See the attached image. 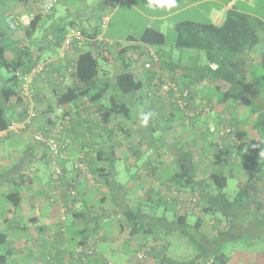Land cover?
<instances>
[{"label": "trees", "instance_id": "16d2710c", "mask_svg": "<svg viewBox=\"0 0 264 264\" xmlns=\"http://www.w3.org/2000/svg\"><path fill=\"white\" fill-rule=\"evenodd\" d=\"M13 1L25 5L35 2L36 0ZM101 1V3L108 4L107 0ZM141 1L150 5V0ZM181 1L182 0H176L175 6L171 7L160 6L163 0H151V3L155 5L154 7L162 8L165 11H171L175 9ZM38 6H34L33 9L28 12L34 14L28 24L18 25L14 31H10L7 28L10 33L7 37V42L4 41L5 36L2 34L4 37H2L3 39L0 41V68L4 67L8 71L9 76L1 79L0 75V131L4 130L10 123L22 118L26 111V102L18 91V82L14 76L16 70H29L36 62L46 58L43 57L44 52L50 53L47 55L48 57L57 51L69 27L80 28L89 38L95 39L98 37L95 28L91 27L90 29H86L79 26V20L82 19H68V21L63 19L62 22L57 21L56 23L54 22V24L51 23L45 28L47 22L53 18L54 9L50 14L42 15L37 10ZM58 20H60V18H58ZM173 29L176 34L174 45L177 49L200 51L203 52L205 57L204 65L191 69L192 75L193 73L198 72L197 75H193V82L198 84L200 82H205L208 86L205 98H197L194 96V90L189 86L193 83L186 84L184 83V79L179 80L175 77L174 72L166 68L167 65L163 62L161 57L164 72H166L178 86V89L189 88L191 92V102L188 103L186 108L190 110L192 108L195 109L204 102H207L212 107H210L212 110H216L217 106L225 107V104L230 102L237 104L238 101H248V97L245 95L246 91L249 89L250 80L248 54L251 50L256 51L261 37L259 31L251 25L246 15L230 11L226 14L224 20L220 24H214L211 22L199 23L187 20L177 22ZM39 31L42 32L40 37H38ZM38 38H40L39 41L37 40ZM42 40L43 43L41 44ZM129 40L131 42H141L152 46H160L165 43V35L159 29L148 26L143 30L139 38L130 37ZM109 48L110 47L105 44L104 40L100 42L95 41L93 45L88 43L86 49L80 53L78 58V84L62 91H57L56 88H53V91L51 92H40L41 95L39 94L38 97H36V100L40 103L41 114L43 116L51 115V117H47L48 123H55L58 120L56 110L59 108H62L67 114H70L71 119L69 124L65 127V130L62 133L66 138L70 137L71 139V136L77 135L79 139L82 138L85 140L89 138L92 133H96L94 131L96 127L100 129V131L104 130L102 133L103 135L105 134V138L109 140V143L107 144L109 146L108 148H104L97 145L95 149L98 153V157L106 156L108 161L113 160L112 158L115 156V149L121 144L120 142H118L119 144H114L115 142L113 138L116 136L115 130L121 132L126 138L131 135L132 128L123 125L122 121L124 119H133L135 113L134 103L143 108V111H141L143 114H146L149 109L156 111L157 113H155V116H158L159 119L165 120L164 124L167 129L172 128V120H176L177 124L182 129L181 133L177 136L173 135V139L176 141V155L173 154V163L175 165L171 166L174 168L167 169V172L171 169L172 173L168 174L169 178L166 180L167 191L177 190L176 195L169 200L166 195H160L157 192L154 199H150V196H148V200H140L137 203V207L136 205L133 206L127 203V207L124 209H121L120 207H117L115 210L113 209V214L125 217L130 226L129 233L124 231L126 226H119L118 234H116L114 238L116 244L126 243L131 247L137 243L136 237L143 236L148 240L154 241L150 247L149 245H143L142 248L147 247L146 250H144L145 258L152 255L155 259L154 256L160 255L158 257L160 258V264H172L171 258L166 255L169 246L165 244L166 241L162 240L164 237L162 234H155L151 220L156 218V221H159V224H165L169 228L173 224L174 228H179V233L181 235L185 236L193 244H196L189 228L193 226L195 229H199L201 220L200 218H197L196 223L191 225L188 223L189 214L195 215L200 211L211 212L228 208L229 201L226 194L221 192V190L227 185V179L228 176H230L228 171L229 167L232 165L236 166L237 164H240L241 167H245L244 163L248 160L251 161V165H248L246 168L249 177L241 189L248 187L249 185L250 190H256L258 185L254 180L256 178L258 181H261V178H259L258 174L254 173L256 169L255 162L257 161L260 163V161L256 158H250L249 150L243 155V157L237 152V148L241 145V142L244 144V141H246L243 140L245 132L240 129L241 127L239 126V121L237 119H234V123L227 120L224 121L223 119H220L221 121H212V123L227 124L235 130L234 135L236 141H228L220 148L208 130L205 128L203 129L202 125H204L205 121L201 122V119H199L198 116L195 117L196 120H192L193 118L188 116L185 113V110L178 108L174 102L162 100L160 98L159 101L157 100L158 103L156 104L154 103L155 100L149 99L143 90H145L146 87H149L150 78L146 74L139 78L131 71V64L129 63L131 57L130 50H135L138 46L127 45L121 47L119 52H117V55L119 56L118 59L121 61L118 71L114 73L112 80L107 77L105 78L100 68L99 59L102 57L106 60L109 59L106 55L109 54L107 52ZM6 50H9L11 57L9 55L7 56ZM158 53L160 54L159 51ZM100 71L101 76L99 75ZM48 94L51 96V99L47 97ZM85 96L87 98L86 100H83L82 98ZM94 106L97 110L102 111L105 116L104 124L102 125L104 128H102L98 122H93L94 111L92 110ZM79 108H82V111H80ZM71 110H73V113L70 112ZM251 112L257 114V118L253 123V128L261 138H264V105L253 107ZM109 118L112 121L115 120L114 122L117 123H114L115 125L113 124V128L107 127V120H109ZM153 123L154 122H150V130H139L141 134V137L138 139L139 141L134 145L126 147L129 151L126 150V155L131 154V156L134 157V160H137L141 155H144L147 149H152V145L155 144L154 132L157 130L152 127ZM164 124L158 126V128L164 129ZM185 133L189 135L186 139L182 136ZM145 135L148 136L146 137L148 138L146 141H144L143 138ZM206 136L211 139V143L209 142V144L207 143L203 147L199 142L203 148L201 152L204 157L203 160L200 157L199 161V146H197L196 143H198L199 139ZM8 137L9 136L5 138L7 139ZM2 140L3 139H0V142ZM33 144L36 147L38 146L41 148V159L45 158L46 160V157H48L52 166L54 165L53 161H55V163L61 165L63 169V175L60 176L59 180L54 182L52 179V167L49 180L40 186L41 192L46 196L47 200L52 202V204L56 203L57 205L55 208L60 212L59 227L46 230L38 225L35 227L37 233L40 232L43 234V237L48 241L46 246H37L39 248H37L38 253L35 260L38 264H54L56 257L59 255V251H61L60 249L65 250L67 247L65 246L62 248L66 239L64 237L66 235L71 236L70 231L74 228L72 223L78 220H84L87 211L83 208L80 209L82 206L80 195L76 193L72 196L73 198L68 201V198H66L62 191L61 187H63V185L64 187L66 186V168L62 161L66 157L53 160L48 156L49 154L45 145ZM233 152L235 153V157H232ZM107 153H110V155H107ZM157 158H160V153H158ZM82 159L88 164L85 156H83ZM205 160L209 162H206ZM235 161L239 162L235 163ZM159 164L161 165L163 163H157L152 174L156 175V172L159 169ZM213 164L216 165V168H213ZM75 174L79 177L78 173L75 172ZM108 175L109 173L106 174L105 182L107 183L108 188L112 191L108 196H104L102 202L107 198L112 197L113 202L118 204L120 203L121 196L119 198L116 196V189L114 190V186L109 182L111 180L108 178ZM23 176L26 177V180H29V183H31V175L28 174L27 176ZM161 176H163V174H161ZM20 179L23 181L22 178H18V180ZM9 180L10 179H8L7 182ZM81 180L86 182V179ZM11 181L14 182V179L10 180V182ZM186 192L192 196L191 198L196 196L192 201L193 204L188 208L187 202L184 201L183 198L181 199V193ZM51 198H53V201H51ZM142 198L143 197H141V199ZM0 199L9 203L13 208H17L20 204V193L15 190H7L0 194ZM59 204L63 206L61 209ZM160 204L165 205V210L169 206L172 208L174 214L173 220L170 221L164 214L162 216L153 217L145 212V208L157 207ZM62 216H64V218H62ZM68 217H71L70 225L64 223L65 219H68ZM121 224L123 223L121 222ZM16 228L24 229V227ZM68 230L69 232H67ZM86 230H88L89 237L92 232H90L85 226L77 230L81 234L77 241L75 239L74 242L73 238L68 241V247L66 249V253H68L70 258L68 262H77L76 264H98L99 257L97 256L100 254L99 247L94 242L88 241L87 238H85L87 236H83ZM173 231H175V229H168L166 232L164 231V233H172ZM76 235L75 237L77 238ZM6 238L7 234L0 231V246H5V243H7ZM70 244H72V246ZM80 245H88L97 249V251L92 256L87 255L84 252L78 253L76 248ZM8 254H10L9 250ZM6 255L7 254L3 250V253L0 254V264H9ZM228 262L229 257L224 252L218 250L209 252L206 248L197 244V253L193 257L179 264H228ZM104 263L113 264V262H110L108 259L105 260Z\"/></svg>", "mask_w": 264, "mask_h": 264}, {"label": "crops", "instance_id": "0c3cea01", "mask_svg": "<svg viewBox=\"0 0 264 264\" xmlns=\"http://www.w3.org/2000/svg\"><path fill=\"white\" fill-rule=\"evenodd\" d=\"M43 1L44 0H36L35 2L24 5L22 3L10 0V5H3L2 7H0V25L3 28H0V41L3 39L2 37L7 36L5 35L7 27L4 26L5 23L3 24L7 11L12 10L17 13H28L33 9L34 6L37 7L38 4L40 5ZM80 1L85 3V1L87 0H59L58 2L65 6V15H69L72 12V10L70 9L71 6H73V2L77 5L80 4ZM108 1L109 0H107V3ZM256 1L257 0H182L175 9L171 11L164 10V12L155 14L154 16L150 17L159 22L171 19L169 25L171 26L170 28H173L177 22L187 20L199 23L211 22L214 24H220L224 20L226 14L230 11L246 15L251 25L259 31V35L261 37L256 51L251 50L248 54L249 66L253 65L264 68V50L262 49V46L260 47L261 43L264 42V20L259 13L255 12L254 7L256 5ZM128 2H131V0H128ZM62 17L63 16L59 17L57 16V14L53 13V18L47 22L45 28L48 27L51 23L54 24V22L56 23L57 21L62 22ZM58 18H60V20H58ZM40 32L41 31H39L38 34H40ZM2 34H4V36H2ZM7 37H4L5 42H7ZM130 37L134 36L132 34H129L127 41H129ZM97 38H101V36H98ZM103 40L105 41L106 45L111 46L116 50V54L113 48H109L108 52H111L113 56L115 55L116 59L119 60L117 52H119L120 47L127 46L128 44L121 45V43L115 42L113 45L112 41L105 40L104 38ZM42 43L43 40L41 41V44ZM158 51L160 52L163 62L167 65L166 68L174 72L175 77H177L179 80L184 79V83H193L189 86L193 88L194 96H196L197 98H205L208 91V86L205 82H200L199 84L193 82V75H197L198 72L193 73V75L191 73V69L204 65L205 57L201 56L203 52L177 49V53L175 54L171 49L169 52H166L161 48H159ZM6 54L7 56L9 55V50H6ZM117 65H119V62H117ZM103 76L112 80V77L109 75H105L104 72ZM250 88L251 87L249 85V89L246 91L245 95L246 97H248L247 102L251 103L253 99L249 97L252 94ZM134 104L135 113L133 115V119H124L122 121L123 125H127L128 127L132 128L131 135L129 137L127 136L126 138L121 134V132L115 130L116 136L113 138L115 142L114 144H119L118 142H120L121 144L115 149V156L112 158L113 160L108 161L106 156L98 157V153L96 152L95 148L97 147V145L104 148H108L109 146L107 145L109 143V140L105 138V134L103 135V130L99 133H92L91 136L85 140H83L82 138L79 139L77 135L71 136L69 150H67L66 158L62 161L66 168V186L64 187L63 185V187H61L62 191L64 192L66 198H68V201L71 200L73 198L72 196L76 193L80 195L82 200V206L80 207V209H85L87 213L84 220H78L72 223V226H74V228H72L70 231L71 236L66 235L64 237L66 238L65 242L63 246H61L62 248H64L65 246L68 247V241L72 238L74 242L75 239L77 241L78 238H80L79 236L81 235L77 230L86 226V228L89 229V231L92 233L89 237L88 230L85 231V234H82L84 237L87 236L85 238H87L88 241L94 242L99 247L100 254L99 256H97L99 257L98 264H105L104 261L107 259L112 260L108 255V250L113 249V251H115L116 253H120V251L126 253L124 259L119 261V264H150V262L148 263L143 262L142 260H136L134 254L136 251L140 250L143 245H149L150 247V242L152 241L154 243L153 240H148L143 236L136 237L137 243L131 247L126 243H115L114 238L115 235L118 234V231H115L114 229V234L110 235V231L106 229V225L108 223V221L106 220L110 216L109 210H106L105 208L102 209L101 207L97 208L94 205L97 201L102 202L104 196H108V194L112 191L110 188H108V185L105 182L107 173H109L108 178L111 180L109 182L114 186V190L116 189V196H118V198L121 196L120 203L118 204L113 202L112 197L106 199L107 201H111L113 203L114 210L117 207L124 209L125 207H127V203L131 204V202H133V204L137 207V203L140 200L147 199L148 196H150V199H154V196L157 194V192L160 195H166L167 198L174 197L177 193V190L167 191L166 187L164 190L162 189L161 192L157 191L159 185L166 186V180L169 178L168 174L166 173L169 167H167L166 165L171 161H165L164 159H162V156H160V158H152V156L149 155L148 152L144 155H141L137 160H134V157L131 156V154H125L127 150L126 147L134 145L139 141L136 140V138H139L136 136V130H138V128L136 129V118L138 117L137 115L139 111H143V108H141V106H137L136 103ZM238 106V103L236 104L231 102L225 104V107L217 106V111L215 110L212 115L210 114L209 116L202 117L200 121H205L202 127L204 129L205 124L208 125L212 123V121H221L220 119H223L224 121L227 120L229 122L231 121V123H234V119H237L239 121V126L241 127L240 129L245 132V137L243 138V140H246L244 141V144L241 142V145L237 148V152L240 153V156L243 157V155H245V153L249 150L250 158H256L260 161V164H262L263 161L261 162L260 159L262 156H264V138H261L258 135L257 131L253 128V123L257 118V114L255 112H251L252 109L249 114L245 112V107L240 105L242 107L241 109ZM238 108H240L241 111H238ZM243 109L244 111H242ZM148 112L150 114L157 113L152 109H149ZM243 114H249V118H244ZM107 123V127L109 128H113L114 123L117 124L110 118L109 120H107ZM172 124L174 127L177 124L176 120H172ZM102 128L104 127L102 126ZM149 128L150 126L146 125L142 129H140V131L147 130ZM181 129L182 128L180 127V131ZM169 131H171V128L169 129ZM168 133L169 132H167V134ZM169 139L170 141L172 139L170 134H168V136L166 135L163 140L164 142H168ZM199 142L204 147L207 143H211V139L207 136L203 137L198 140V143H196L197 146H201ZM41 152V148L38 146L36 147L33 144L30 135L27 133L10 135L7 139L5 138L0 142V194L7 190H15L19 191L20 193V204L17 208H13L9 203L4 202V200L0 199V231L7 234V243H5V246H0V254L3 253V250L5 251L8 258L7 262H9V264H38L35 260L38 253L37 248H39L37 246H46L48 241L43 237V234H41L40 232L37 233L35 227L38 225L45 230L50 228L55 229L58 228L60 224V221L58 220L59 210L55 208L57 207L56 203L52 204V202L48 201L46 196L41 192L40 189V186L49 180L51 174L45 158H40ZM107 155H110V153H107ZM79 156H85L88 161L89 172L94 180V183L92 185L87 186L86 182L79 179V177H77L74 170L72 169L73 162L76 161ZM200 157L202 158V160L204 159L202 153L198 154L199 161ZM34 161L36 163L40 162L41 164H43V166L37 165L35 168L31 167V162L33 163ZM121 161L125 162L124 164H126L127 167L133 166L134 168H136V175H134V177H130L127 181H125L124 179L120 180V178H122V175L120 176V170L117 168V166ZM159 162L163 163V165L159 164V167L157 166L159 169L156 172V175H154L152 174V172L155 170L156 164ZM238 162L235 161V163ZM213 166V168H216L215 164H213ZM242 168L244 169V167ZM228 172L230 173V176L234 175L238 176L239 178H243V176L246 174V177H249L247 172H242L240 164H237L236 166L232 165L231 167H229ZM241 173H243L244 175ZM28 174L32 176V180H30L31 183H29V180H26V177L23 176H27ZM161 174H163V176H161ZM18 178H22L23 181H21V179L18 180ZM259 178H261V181H263L264 173L260 174ZM8 179H14V182H10V180L7 182ZM261 181L259 182L262 183ZM244 185L245 183H240V187H243ZM262 186H264V183L262 184ZM181 196V199L183 198V200L187 202V208L193 204L192 201L196 197L195 196L191 198L192 196H190V194H187V192L181 193ZM141 197L143 198L141 199ZM47 205H49V208ZM16 227H24V229H18ZM67 232H69V230ZM75 235L77 236V238L75 237ZM165 244H167L168 246L170 245L168 241H166ZM70 245L72 246V244ZM66 249H60L61 251H59V255L58 257H56L54 264L77 263L72 261L68 262L70 258L68 256V253H66ZM8 250L10 254H8Z\"/></svg>", "mask_w": 264, "mask_h": 264}, {"label": "rangeland", "instance_id": "374dc122", "mask_svg": "<svg viewBox=\"0 0 264 264\" xmlns=\"http://www.w3.org/2000/svg\"><path fill=\"white\" fill-rule=\"evenodd\" d=\"M101 2V0H87L85 1V3L81 2L77 5L73 2V6H71L70 9L72 10V12L69 15H65V6L58 2L55 4L54 13L59 17L63 16L62 19H82L79 20L80 27L86 29H90L91 27L95 28L97 30L98 36L103 37L105 40L112 41L113 45L115 42H119L121 43V45H127L130 43V40L127 41L129 34H132L134 37L139 38L143 30L147 26L155 27L160 29L165 35V43L160 46H153V48L157 50L161 48L166 52H169L171 49L173 53H177V48L174 45L176 34L174 29L170 28L171 26L169 25L171 19L159 22L150 17L154 16L155 14L164 12V9L147 5L141 0H131V2H128V0H109L107 5ZM3 5H10V0H0V7H2ZM254 8L255 12L259 13L264 20V0H257ZM0 28L3 29L1 25ZM5 32V35L7 36L10 34L9 30L7 29ZM40 36L41 32L40 34H38V37ZM37 40L39 41L40 38H38ZM91 44L93 45V43ZM261 46L264 50V42L261 43L260 47ZM108 47L113 48L111 46ZM108 53L109 54H106L105 52V54L109 58L108 60L103 59V57L99 59L100 68L102 73L104 72L105 75H109L113 78V75L118 70V66H120L121 61L117 60L115 55L113 56L111 52ZM49 54L50 53L44 52L43 57H47V55ZM201 56H204V54H202ZM117 62H119V65H117ZM129 63L132 66H135L133 61L130 60ZM101 71L99 73L100 76ZM250 74L251 79L249 85L251 87L250 90L252 94L249 97L253 99V101L251 103L247 102V100L237 102L239 105L238 107H240L241 109V106L245 107V112L249 114L253 107L264 105V68L250 65ZM0 75L1 79L7 78L9 76V73L4 67H1ZM47 97L51 99V96L49 94ZM149 99L155 100L154 103L156 104L158 103V101L154 98ZM240 108H238L237 110L241 111ZM214 111L215 110H212L210 114L212 115ZM242 111H244V109ZM249 114H243V117L247 119L249 118ZM144 115L148 116L146 122H144L143 120ZM153 115H151L149 112L143 114L141 113V111H139L137 115L138 117L136 118V129L138 128V130H140L146 125L150 126V122H154L152 124V127L157 129L154 132L155 144L152 145L151 150L147 149L144 154L148 152V154L153 158L157 157L158 153H160L162 159L169 162L171 161L166 166L169 168H174L171 167L172 165H175L173 163V157L174 155H176V141L173 139V135L177 136L179 133H181L180 126L176 124L171 128V131H169V129L165 128V120L159 119V117L155 116V114ZM202 117L203 116L201 115L198 116L199 119H202ZM114 121L115 120H113V122ZM163 124L164 129L158 128V126H161ZM138 130H136V136L140 138L141 134ZM168 131V134H170L171 138L173 139H171V141L173 142H171L170 139L168 142H164L163 140L164 137L168 135ZM187 135L188 134L185 133L182 136L186 139L189 137V135ZM146 137L148 136L145 135L143 137L144 141L148 139ZM139 138H136V140H138ZM198 149L199 153L201 154V150L203 149L202 146H199ZM260 160L261 162L263 161L262 164L257 161L255 162L256 170L254 171V173L258 175L264 173L262 172L264 171V156H262ZM46 162L48 163L49 171H52L53 166L50 164L48 157L46 158ZM124 163L125 162L122 161L118 163L117 168L120 170V176L122 175V178H120V180L124 179L125 181H127L130 177H134V175H136V168H134L133 166L127 167ZM31 165V167L34 168L37 165L43 166V164H41L40 162L36 163L35 161L33 163L31 162ZM244 165V169L241 167L243 173L246 172L245 169L248 167V165H251V161L248 160L246 163H244ZM171 171L172 170L169 169L166 173L171 174ZM254 181H256L258 185V188L256 190H250L249 185L248 187L241 189L240 183L247 182L246 174L243 176V178H239L238 176L234 175L228 176L227 185L221 190V192L226 194L229 201L228 208L211 212L200 211L195 215L189 214V224H195L197 218H200L201 220L199 229H195L193 226L189 228L190 233L193 235L196 241V244H193L185 236L181 235L179 233V228H174L173 224L169 228L165 224H159V221H156V218H153L151 220V224L155 234H162L165 237H163L162 240L168 241L170 243L166 251V255L167 257L171 258V263L179 264L193 257L197 253V244H199L206 248L209 252H212L214 250L224 252L229 257L228 264H264V186H262L264 180L261 181L262 183H260L255 178ZM165 187V185H159L157 191L161 192V190H164ZM168 198L169 200L170 198L172 199V197ZM94 205L97 208L101 207L102 209L105 208L106 210H109L110 216L106 220L108 221L106 229L110 231V235L114 234V229L115 231H119L120 225L126 226L124 228V231L126 233H129V222L122 215L113 214L114 205L111 201L105 200L103 203L97 201ZM131 205L134 206L133 202H131ZM47 206L49 208V205ZM145 212L153 217L162 216L164 214L170 221L173 220L174 215L173 210L170 206L165 210L164 204H160L157 207H149L147 209L145 208ZM58 220H60L59 215ZM70 222L71 217H68V219H65L64 221V223H68L69 225ZM121 222L123 224H121ZM168 229H175V231L165 234L164 231L166 232V230ZM150 243L153 244L152 241ZM146 248L147 247L141 248L140 250L135 252L134 256L136 260H142L143 262L148 263L150 262V264H160V258H158L160 255L158 256L155 254L157 256H154L155 259L152 255L147 258L138 257V254L144 252ZM113 250H108V255L112 259L109 260L110 262H113V264H119V261L124 259L126 253H124L123 251H120V253H116Z\"/></svg>", "mask_w": 264, "mask_h": 264}, {"label": "built area", "instance_id": "2783aa9c", "mask_svg": "<svg viewBox=\"0 0 264 264\" xmlns=\"http://www.w3.org/2000/svg\"><path fill=\"white\" fill-rule=\"evenodd\" d=\"M58 1L44 0L37 10L42 15L50 14ZM33 15V13L20 14L9 10L5 15L4 23L10 31H14L18 25L28 24ZM102 40V37H96L95 39L87 37L78 27H69L57 51L36 62L29 70H16L14 76L18 82V91L26 102V111L22 118L10 123L4 130L0 131V139L13 134L29 133L33 143L45 145L48 156L53 160L66 157L70 137L66 138L62 133L69 124L71 116L64 112L62 108H59L56 110V115L60 116H57L58 120L55 123H48L47 117H51V115L43 116L41 114L40 103L36 100V97L39 94L41 95L40 92H48V90L51 92L53 88H56L57 91H62L78 84L77 68L80 53L86 49L88 43L91 44ZM128 45L138 46L137 49L130 50V60L135 65H131V71L139 78L144 74H150V85L144 90L145 92L143 91L148 98H154L158 101L161 98L162 100L174 102L178 108L185 110V113L193 118L192 120H196L195 117L199 115H210L212 107L207 102L195 109L186 108L188 103L191 102L189 88L178 89V86L164 72L161 55L152 45L141 42H130ZM86 98L85 96L82 99L86 100ZM79 110L82 111V108H79ZM92 111H94L93 122H98L102 126L105 119L102 111L97 110L95 106ZM70 112L73 113V110ZM205 129L214 137L216 144L220 148L228 141H236L234 128L227 124H205ZM94 131L99 133L100 129L96 127ZM82 157L79 156L73 162L72 169L78 173L80 179H86L87 185H92L94 180L90 175L87 162ZM232 157H235L234 152ZM53 164L52 179L55 182L63 175V169L55 161H53ZM51 201H53V198H51ZM62 207L60 205V209ZM76 251L92 256L97 249L88 245H80L77 246ZM138 257L145 258V253H139Z\"/></svg>", "mask_w": 264, "mask_h": 264}, {"label": "clouds", "instance_id": "9594fccd", "mask_svg": "<svg viewBox=\"0 0 264 264\" xmlns=\"http://www.w3.org/2000/svg\"><path fill=\"white\" fill-rule=\"evenodd\" d=\"M175 3H176V0H163V2L161 3L160 6L162 7H171V6H175ZM150 6H155L154 4L151 3V0H150ZM148 119V116L147 115H144L143 116V120L144 122H146Z\"/></svg>", "mask_w": 264, "mask_h": 264}]
</instances>
